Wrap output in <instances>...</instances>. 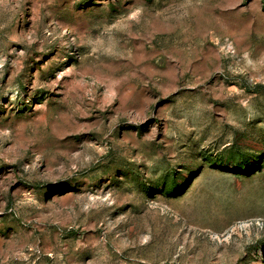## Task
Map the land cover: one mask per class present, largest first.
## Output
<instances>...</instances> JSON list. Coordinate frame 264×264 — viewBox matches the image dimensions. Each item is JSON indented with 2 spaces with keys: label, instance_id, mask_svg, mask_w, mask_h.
Returning a JSON list of instances; mask_svg holds the SVG:
<instances>
[{
  "label": "rangeland",
  "instance_id": "obj_1",
  "mask_svg": "<svg viewBox=\"0 0 264 264\" xmlns=\"http://www.w3.org/2000/svg\"><path fill=\"white\" fill-rule=\"evenodd\" d=\"M0 264H264V0H0Z\"/></svg>",
  "mask_w": 264,
  "mask_h": 264
}]
</instances>
